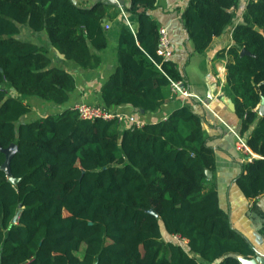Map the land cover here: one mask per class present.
I'll return each mask as SVG.
<instances>
[{
  "label": "trees",
  "instance_id": "trees-1",
  "mask_svg": "<svg viewBox=\"0 0 264 264\" xmlns=\"http://www.w3.org/2000/svg\"><path fill=\"white\" fill-rule=\"evenodd\" d=\"M157 2L130 0L126 11L138 28L120 33L116 69L101 89L106 108L155 113L174 99L171 81L184 80L173 61L158 54L160 25L150 15ZM238 4L189 0L181 21L195 53H205L222 35ZM114 7L109 0L89 8L73 0H0V264H243L241 258L256 256V249L233 227L207 179L206 171L216 168V150L205 116L191 105L142 128L118 119L82 120L73 109L23 121L32 110L24 97L64 105L76 80L52 66L45 48L22 41L21 26L44 32L81 69L97 70ZM232 38L217 57L227 60L225 89L240 120L238 134L258 156L241 164L235 182L254 199L248 217L264 238V210L257 202L264 194V116L258 114L264 0H249ZM244 48L250 54L242 55ZM12 144L18 151L9 176L3 150Z\"/></svg>",
  "mask_w": 264,
  "mask_h": 264
},
{
  "label": "crops",
  "instance_id": "crops-1",
  "mask_svg": "<svg viewBox=\"0 0 264 264\" xmlns=\"http://www.w3.org/2000/svg\"><path fill=\"white\" fill-rule=\"evenodd\" d=\"M99 1L101 0H73L75 4L86 8L92 7ZM109 1L116 7L110 12L109 17L113 19H107L105 24L108 46L99 53L103 63L97 70L81 69L73 61L66 60L59 54L52 47L44 32L35 33L30 30L29 26H21L19 38L22 41L45 48L52 60V66L70 72L76 80V88L64 105H53L44 101L42 106H38V103L43 100L37 97H24V103L32 109L24 117V122L35 121L60 113L65 109H72L75 104L82 102L103 105L101 89L116 69L120 33L123 28H130V25L134 32L138 28V20L126 11L130 6V0H118L125 14L122 13L114 0ZM248 2L249 0H239L233 21L225 27L221 36L214 39L205 53L197 54L194 43L189 38L181 21V15L187 8L189 0H158L156 8L150 11V15L160 27L167 28L171 41V60L184 76L182 82L192 96L185 98L179 94H173L174 99H170L155 113L142 114L128 105L116 108L114 111L127 116L132 115L145 124L166 120L175 110L187 104L191 105L196 113L205 116L204 129L211 137V145L216 150V168L211 171L212 179L209 181L215 184L221 208L229 215L233 227L244 235L256 250L264 253V238L260 233V225L248 217V210L254 203V199L246 198L235 182L242 171L241 164L258 158V156L248 147L244 151L238 145L235 133L238 134L240 120L232 107L233 98L225 89L227 60L217 57L222 49L233 45V30L243 22ZM118 10L120 13L115 17V12ZM106 25L109 26L108 29ZM209 91L212 92V98H209ZM195 96H198L203 102ZM257 202L264 210V194L257 199ZM257 236L262 237V243L257 241Z\"/></svg>",
  "mask_w": 264,
  "mask_h": 264
},
{
  "label": "built area",
  "instance_id": "built-area-1",
  "mask_svg": "<svg viewBox=\"0 0 264 264\" xmlns=\"http://www.w3.org/2000/svg\"><path fill=\"white\" fill-rule=\"evenodd\" d=\"M118 7L121 9L122 13H124L120 3L118 0H114ZM125 14V13H124ZM106 28L108 29L109 26L106 25ZM130 28L132 30V26L130 25ZM133 31V30H132ZM158 54L165 60L168 61L172 57V49H171V41L169 37V32L167 28L160 27L159 28V37H158ZM171 89L173 94H179L185 98L191 97L192 94L188 91V89L185 87L182 81H171ZM196 98L200 99L198 96H195ZM201 100V99H200ZM202 101V100H201ZM73 110H75L79 117L82 120H88V121H95V120H106V121H112L115 119H118L119 122H129L132 125L142 128L145 123L138 121L134 116L132 115H124L123 113L116 112L114 110H111L109 108H106L103 105H92L85 102L75 104L72 107ZM238 140H240L244 146L245 149H247V146L244 143V140L240 135L235 133ZM176 241L179 243H186V239H181L180 236H174Z\"/></svg>",
  "mask_w": 264,
  "mask_h": 264
},
{
  "label": "water",
  "instance_id": "water-1",
  "mask_svg": "<svg viewBox=\"0 0 264 264\" xmlns=\"http://www.w3.org/2000/svg\"><path fill=\"white\" fill-rule=\"evenodd\" d=\"M256 30L259 31V27L255 28ZM242 55H246V54H250L248 52L247 49H243L241 52ZM209 98H212V92L209 91ZM231 101V100H230ZM232 103V102H231ZM232 107L235 109L234 103H232ZM142 113H145L142 110ZM258 114L260 116H264V99L261 103V105L258 107ZM244 143H246V141L244 140ZM18 151V146L16 144H12L8 149H4L3 152L6 155V161L2 167V169L9 175L11 176V169H10V165H11V160L14 157V155L16 154V152ZM206 175H207V179L211 180L212 179V172L210 170L206 171ZM10 181L13 184H16L19 179L18 178H14V177H10ZM152 214H154L156 217H158V214L154 211H151ZM19 217V214H17L15 216V218L13 219V223H15L17 221ZM92 224V223H90ZM257 241L258 242H263L262 237L261 236H257ZM241 261L243 262V264H264V253L260 252L259 250H256V257L251 258V259H246V258H241Z\"/></svg>",
  "mask_w": 264,
  "mask_h": 264
},
{
  "label": "rangeland",
  "instance_id": "rangeland-1",
  "mask_svg": "<svg viewBox=\"0 0 264 264\" xmlns=\"http://www.w3.org/2000/svg\"><path fill=\"white\" fill-rule=\"evenodd\" d=\"M203 102V101H202ZM44 101H40V103H38V106H42L41 104H43ZM36 115H38V113H35ZM24 121V120H23ZM238 142V145L241 146V150L243 149L245 151V148L242 144V142L240 140L237 141ZM246 145V144H245ZM165 240L167 241L168 239L165 238ZM173 241H176V239H173ZM82 251H85L84 248L82 249Z\"/></svg>",
  "mask_w": 264,
  "mask_h": 264
}]
</instances>
